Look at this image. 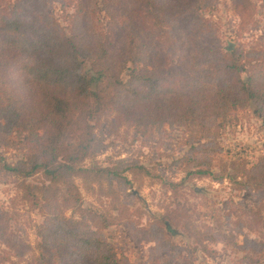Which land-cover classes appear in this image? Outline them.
I'll use <instances>...</instances> for the list:
<instances>
[{
  "label": "trees",
  "instance_id": "trees-1",
  "mask_svg": "<svg viewBox=\"0 0 264 264\" xmlns=\"http://www.w3.org/2000/svg\"><path fill=\"white\" fill-rule=\"evenodd\" d=\"M231 1L242 21L254 8L253 0ZM215 4L76 0L66 26L44 0H16L9 11L0 10V166L25 178L42 174L48 182H22L43 216L35 244L14 226L13 211L0 205L4 264H136L107 234L117 216L103 204L84 206L76 182L111 198L112 208L122 212L115 184L128 188L125 172L135 168L149 173L122 159L85 163L102 145L96 130L103 117L117 129L134 126L143 134L165 124L182 126L187 177L229 179L238 189L264 196V156L255 164L243 158L215 169L220 133L234 110L255 105L264 121V47L226 49L203 16ZM98 7L108 19L107 30L99 27ZM3 148H20L25 157L8 164ZM149 215L147 226L136 228L142 238L172 248L168 235L187 219L185 209ZM243 228L241 223L238 233ZM192 233L202 242L199 229ZM212 235V230L204 234ZM222 236L243 249L235 264H259L264 256V242L245 237L238 244L235 234ZM161 264H176V257Z\"/></svg>",
  "mask_w": 264,
  "mask_h": 264
},
{
  "label": "rangeland",
  "instance_id": "rangeland-1",
  "mask_svg": "<svg viewBox=\"0 0 264 264\" xmlns=\"http://www.w3.org/2000/svg\"><path fill=\"white\" fill-rule=\"evenodd\" d=\"M15 1L0 0V10L9 11ZM44 1L52 15L66 26L65 16L75 10L76 0ZM215 1L214 7L205 11L203 16L216 28L226 49L264 47V0H253L254 8L243 21L231 0ZM97 15L99 27L107 30L108 19L100 7ZM175 58L170 56V61ZM124 77L127 78L126 73ZM255 110V105L236 109L224 121L219 138L221 150L214 161L216 170H220L224 163L240 162L243 158L249 165L255 164L264 156V121ZM96 131L102 145L94 157L86 160L87 165L93 162L112 165L122 159L125 164L144 165L149 171L147 175L138 168L134 173L125 172L131 180L128 188L115 184L116 191L121 194L122 212L112 208L115 202L112 203L111 198L88 192L81 179L76 178L84 206L100 207L103 204L117 216L106 231L114 246L125 252L130 261L161 264L172 254L176 257V264H235L243 257V249L230 243L228 236L225 238L223 234H235L238 244H243L245 237L264 242V209L259 210L264 196L260 198L256 191L238 189L229 179L215 181L209 177H187L189 167L181 159L188 149L184 127L165 124L152 133L143 134L134 126L123 125L117 129L110 119L103 117L97 123ZM2 150L5 161L11 165L25 157L20 148ZM44 180L42 174L25 178L6 172L0 166V205L13 211L14 226L32 244L37 241L36 225L43 221V216L39 208L34 207V194L24 190L22 182L48 184ZM177 208L185 209L187 219L175 227L176 234L168 235L172 248L166 249L157 242L142 238L136 228L147 226L149 214L160 215ZM241 223L244 228L238 233ZM192 228L202 232V242L192 235ZM209 230L214 234L213 239L204 236ZM3 249L0 242V264H4ZM260 259L259 264H264V256Z\"/></svg>",
  "mask_w": 264,
  "mask_h": 264
}]
</instances>
